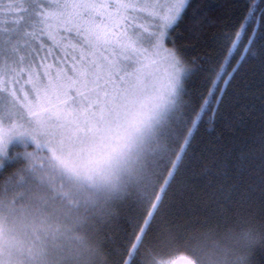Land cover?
<instances>
[{"label":"snow or ice","instance_id":"snow-or-ice-1","mask_svg":"<svg viewBox=\"0 0 264 264\" xmlns=\"http://www.w3.org/2000/svg\"><path fill=\"white\" fill-rule=\"evenodd\" d=\"M222 13L192 0H0V264H164L159 250L180 246L160 227L169 190L241 68L264 67V0L208 37L222 59L189 57ZM259 118L264 129V106ZM215 204L264 214V174ZM251 261L264 264V245Z\"/></svg>","mask_w":264,"mask_h":264},{"label":"trees","instance_id":"trees-1","mask_svg":"<svg viewBox=\"0 0 264 264\" xmlns=\"http://www.w3.org/2000/svg\"><path fill=\"white\" fill-rule=\"evenodd\" d=\"M193 3L210 2L223 8L222 15L202 36V42L196 48H189V57H206L208 64L222 59L220 51L209 46L208 37L212 33L217 35L228 30V26L240 18L250 0H192ZM259 4L260 0H256ZM190 22L182 25L181 32L191 27ZM192 43V41H182ZM264 106V67L256 62L246 63L241 72L227 87L224 101L216 114L215 120L209 125L211 113L204 117V123L197 131L193 146L198 153L186 170L177 176L166 205L171 215L166 216L160 227L171 230L174 234L180 233L193 225L202 223L219 215L215 200L221 191H229L235 185L236 190L244 192L249 185H258L262 174L259 152V142L262 127L260 111ZM243 116L244 124L237 113ZM249 112L251 114H249ZM250 155L242 156L240 146L252 144ZM12 163V162H9ZM244 168L241 171V164ZM178 255H188L181 247L162 248L158 259L168 264Z\"/></svg>","mask_w":264,"mask_h":264},{"label":"clouds","instance_id":"clouds-1","mask_svg":"<svg viewBox=\"0 0 264 264\" xmlns=\"http://www.w3.org/2000/svg\"><path fill=\"white\" fill-rule=\"evenodd\" d=\"M264 245V214L234 209L190 226L180 246L193 264H252V253Z\"/></svg>","mask_w":264,"mask_h":264},{"label":"water","instance_id":"water-1","mask_svg":"<svg viewBox=\"0 0 264 264\" xmlns=\"http://www.w3.org/2000/svg\"><path fill=\"white\" fill-rule=\"evenodd\" d=\"M187 256L189 255H178L172 260L171 264H186L185 257Z\"/></svg>","mask_w":264,"mask_h":264},{"label":"rangeland","instance_id":"rangeland-1","mask_svg":"<svg viewBox=\"0 0 264 264\" xmlns=\"http://www.w3.org/2000/svg\"><path fill=\"white\" fill-rule=\"evenodd\" d=\"M172 262V261H171ZM171 262H169L168 264H171Z\"/></svg>","mask_w":264,"mask_h":264}]
</instances>
